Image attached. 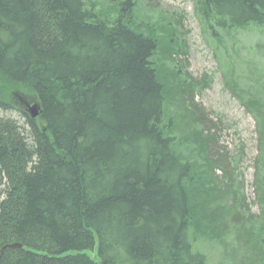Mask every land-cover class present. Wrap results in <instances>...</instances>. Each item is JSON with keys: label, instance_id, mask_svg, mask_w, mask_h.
<instances>
[{"label": "trees", "instance_id": "1", "mask_svg": "<svg viewBox=\"0 0 264 264\" xmlns=\"http://www.w3.org/2000/svg\"><path fill=\"white\" fill-rule=\"evenodd\" d=\"M137 1L0 0V109L14 94L39 106L34 119L19 111L24 125L0 118V264H207L190 230L221 245L234 233L249 250L234 264H264V95L236 92L255 125V216L232 193L193 83L152 63L166 46L133 27ZM196 2L220 29L264 26V0ZM160 20L162 36L175 32Z\"/></svg>", "mask_w": 264, "mask_h": 264}, {"label": "rangeland", "instance_id": "2", "mask_svg": "<svg viewBox=\"0 0 264 264\" xmlns=\"http://www.w3.org/2000/svg\"><path fill=\"white\" fill-rule=\"evenodd\" d=\"M97 2L103 3L104 0ZM196 3V0H139L131 14L133 27L145 34H155L162 40L163 47L166 46V51L170 52H155L152 58L155 66L161 65L168 72L173 70L186 83H193V100L210 126L211 145L216 149L214 153L223 156L229 164L232 193L236 199H242L241 209L244 212L248 209L250 214L261 216L254 186L255 125L251 115L237 99V93L245 96L247 91L255 87V94L259 97L264 95V26L220 29L212 20L199 19L195 12ZM161 17L177 21L175 32L172 31L166 37L158 29L157 24H166L160 20ZM177 42L180 44L178 48ZM14 95L15 98L11 100L14 108L0 109V118L13 119L19 125H24L22 113L29 116L27 108L38 103L30 99L32 97ZM179 126L183 128H180L183 134H191L190 117L186 116ZM187 149L184 147L179 153L188 155ZM193 153L188 159L193 166L194 178H197L204 173V162L199 154ZM221 174L214 169L215 178H220ZM2 197L3 185L0 183V199ZM211 209L216 208L210 206L207 211ZM235 237L232 233L221 245L212 241L210 236L196 237L189 231L193 250L203 254L207 264H234L236 248L241 255L248 254V249L244 250L242 245L236 243L238 237ZM242 238L240 241L244 242ZM247 245L251 249L250 244ZM90 256L95 259V253Z\"/></svg>", "mask_w": 264, "mask_h": 264}, {"label": "water", "instance_id": "3", "mask_svg": "<svg viewBox=\"0 0 264 264\" xmlns=\"http://www.w3.org/2000/svg\"><path fill=\"white\" fill-rule=\"evenodd\" d=\"M27 110H28L29 117L34 119L37 117L39 113V106L35 104L31 107H28Z\"/></svg>", "mask_w": 264, "mask_h": 264}, {"label": "bare ground", "instance_id": "4", "mask_svg": "<svg viewBox=\"0 0 264 264\" xmlns=\"http://www.w3.org/2000/svg\"><path fill=\"white\" fill-rule=\"evenodd\" d=\"M190 182V181H189Z\"/></svg>", "mask_w": 264, "mask_h": 264}]
</instances>
